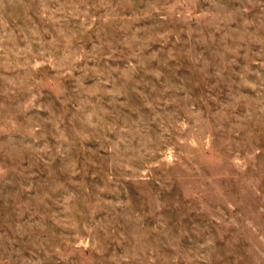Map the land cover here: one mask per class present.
Returning <instances> with one entry per match:
<instances>
[{
  "label": "rangeland",
  "instance_id": "1",
  "mask_svg": "<svg viewBox=\"0 0 264 264\" xmlns=\"http://www.w3.org/2000/svg\"><path fill=\"white\" fill-rule=\"evenodd\" d=\"M0 264H264V0H0Z\"/></svg>",
  "mask_w": 264,
  "mask_h": 264
}]
</instances>
